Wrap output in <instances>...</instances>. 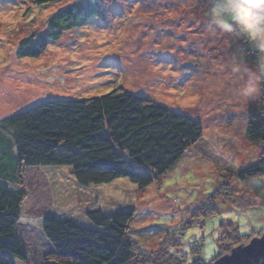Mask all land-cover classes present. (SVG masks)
Here are the masks:
<instances>
[{
    "label": "rangeland",
    "instance_id": "374dc122",
    "mask_svg": "<svg viewBox=\"0 0 264 264\" xmlns=\"http://www.w3.org/2000/svg\"><path fill=\"white\" fill-rule=\"evenodd\" d=\"M79 1L38 6L35 0H0V120L44 101L122 88L200 121L202 137L145 190L126 179L80 188L67 167L28 173L29 196L18 230L29 263L16 264H40L50 250L42 218L87 226L85 212L93 209L133 212L135 264H167L169 253L191 257L199 245L207 261L227 223L234 224V234L249 235L241 244L259 237L263 193L236 172L262 157L261 146L251 145L245 130L250 104L263 95L242 102L228 85L216 87L214 71L239 48L251 66L255 50L244 37L209 26L210 0H99L102 18L63 31L37 58L17 57L23 38L44 31L53 14ZM257 180L264 191V172Z\"/></svg>",
    "mask_w": 264,
    "mask_h": 264
},
{
    "label": "trees",
    "instance_id": "16d2710c",
    "mask_svg": "<svg viewBox=\"0 0 264 264\" xmlns=\"http://www.w3.org/2000/svg\"><path fill=\"white\" fill-rule=\"evenodd\" d=\"M55 1L35 0L38 6ZM102 16L99 0L69 5L47 20L44 31L23 38L17 57L37 58L63 31ZM245 136L261 146L262 157L236 175L252 182L253 191H262L264 198L257 180L264 172V95L249 106ZM201 137L200 121L122 88L85 99L44 101L0 120V264L29 263L18 230L29 196L28 173L67 167L80 188L126 179L145 190ZM85 214L87 226L69 218H42L41 233L51 248L40 264H135L136 241L129 230L133 212L93 209ZM203 215L207 218L208 211ZM226 226L211 259L201 257L199 245L191 257L169 253L167 264H211L248 240L249 235L233 233V223Z\"/></svg>",
    "mask_w": 264,
    "mask_h": 264
},
{
    "label": "clouds",
    "instance_id": "9594fccd",
    "mask_svg": "<svg viewBox=\"0 0 264 264\" xmlns=\"http://www.w3.org/2000/svg\"><path fill=\"white\" fill-rule=\"evenodd\" d=\"M207 19L210 27L230 37H244L256 55L251 66L242 48L218 61L214 66L219 75L216 87L228 85L245 103L264 95V0H210Z\"/></svg>",
    "mask_w": 264,
    "mask_h": 264
},
{
    "label": "water",
    "instance_id": "95a60500",
    "mask_svg": "<svg viewBox=\"0 0 264 264\" xmlns=\"http://www.w3.org/2000/svg\"><path fill=\"white\" fill-rule=\"evenodd\" d=\"M212 264H264V233L233 247Z\"/></svg>",
    "mask_w": 264,
    "mask_h": 264
},
{
    "label": "bare ground",
    "instance_id": "6f19581e",
    "mask_svg": "<svg viewBox=\"0 0 264 264\" xmlns=\"http://www.w3.org/2000/svg\"><path fill=\"white\" fill-rule=\"evenodd\" d=\"M179 56V55H178ZM56 90V89H55Z\"/></svg>",
    "mask_w": 264,
    "mask_h": 264
}]
</instances>
